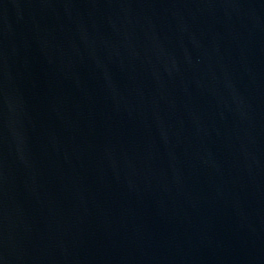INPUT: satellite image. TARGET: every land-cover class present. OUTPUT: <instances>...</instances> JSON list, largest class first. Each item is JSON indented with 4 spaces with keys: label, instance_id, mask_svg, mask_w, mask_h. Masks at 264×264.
Instances as JSON below:
<instances>
[{
    "label": "water",
    "instance_id": "1",
    "mask_svg": "<svg viewBox=\"0 0 264 264\" xmlns=\"http://www.w3.org/2000/svg\"><path fill=\"white\" fill-rule=\"evenodd\" d=\"M0 264H264V0H0Z\"/></svg>",
    "mask_w": 264,
    "mask_h": 264
}]
</instances>
